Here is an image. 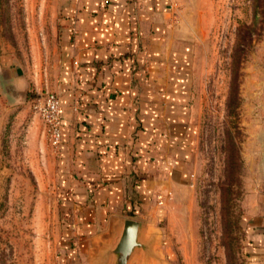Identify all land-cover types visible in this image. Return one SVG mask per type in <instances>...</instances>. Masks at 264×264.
Segmentation results:
<instances>
[{"label":"rangeland","instance_id":"rangeland-1","mask_svg":"<svg viewBox=\"0 0 264 264\" xmlns=\"http://www.w3.org/2000/svg\"><path fill=\"white\" fill-rule=\"evenodd\" d=\"M177 9L191 47L188 173L150 196L147 249L128 264H252L264 255L253 239L264 238V0ZM58 13V0H0V264H116L111 223L74 227L59 147L35 108L54 91Z\"/></svg>","mask_w":264,"mask_h":264},{"label":"crops","instance_id":"crops-1","mask_svg":"<svg viewBox=\"0 0 264 264\" xmlns=\"http://www.w3.org/2000/svg\"><path fill=\"white\" fill-rule=\"evenodd\" d=\"M58 4L52 88L63 110L60 193L77 229L97 232L111 223L120 237L133 217L143 224L144 244L150 196L171 175L188 173L191 47L178 40L177 0ZM257 220L255 227L264 225ZM253 239L264 250V238ZM252 260L264 264V255Z\"/></svg>","mask_w":264,"mask_h":264},{"label":"built area","instance_id":"built-area-1","mask_svg":"<svg viewBox=\"0 0 264 264\" xmlns=\"http://www.w3.org/2000/svg\"><path fill=\"white\" fill-rule=\"evenodd\" d=\"M36 110L45 119L51 140L55 146L62 142L61 126L63 122L62 103L55 91L47 90L36 102Z\"/></svg>","mask_w":264,"mask_h":264},{"label":"water","instance_id":"water-1","mask_svg":"<svg viewBox=\"0 0 264 264\" xmlns=\"http://www.w3.org/2000/svg\"><path fill=\"white\" fill-rule=\"evenodd\" d=\"M142 222L138 219L127 218L124 221V229L113 252L116 256V264H128L136 248L145 245L140 241Z\"/></svg>","mask_w":264,"mask_h":264},{"label":"trees","instance_id":"trees-1","mask_svg":"<svg viewBox=\"0 0 264 264\" xmlns=\"http://www.w3.org/2000/svg\"><path fill=\"white\" fill-rule=\"evenodd\" d=\"M235 94H236V93H235ZM233 95H234V92H231V97H230V98H232ZM132 214L135 215V213H132Z\"/></svg>","mask_w":264,"mask_h":264}]
</instances>
